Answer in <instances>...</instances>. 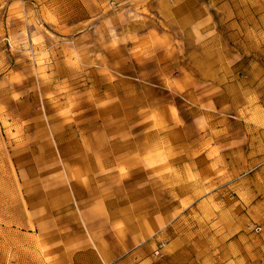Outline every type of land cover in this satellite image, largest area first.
I'll list each match as a JSON object with an SVG mask.
<instances>
[{
  "label": "rangeland",
  "instance_id": "rangeland-1",
  "mask_svg": "<svg viewBox=\"0 0 264 264\" xmlns=\"http://www.w3.org/2000/svg\"><path fill=\"white\" fill-rule=\"evenodd\" d=\"M192 71L194 87L175 80ZM148 103L168 133L167 175L136 180L166 185L181 220L210 200L260 226L264 0H0V184L27 182L48 141L75 151L120 131L146 150L142 125L113 121L145 120Z\"/></svg>",
  "mask_w": 264,
  "mask_h": 264
},
{
  "label": "crops",
  "instance_id": "crops-1",
  "mask_svg": "<svg viewBox=\"0 0 264 264\" xmlns=\"http://www.w3.org/2000/svg\"><path fill=\"white\" fill-rule=\"evenodd\" d=\"M189 79L194 87L193 71L175 77L180 86ZM137 110L147 118L113 126L142 125L146 150L120 131L81 136L75 151L48 141L18 174L27 182L0 184V264H264V221L253 233L258 223L210 200L191 203L181 220L185 205L169 206L166 185L136 180L166 177L168 137L153 103Z\"/></svg>",
  "mask_w": 264,
  "mask_h": 264
},
{
  "label": "built area",
  "instance_id": "built-area-1",
  "mask_svg": "<svg viewBox=\"0 0 264 264\" xmlns=\"http://www.w3.org/2000/svg\"><path fill=\"white\" fill-rule=\"evenodd\" d=\"M253 232L256 233V234H259L261 232V227L260 226H257L253 229ZM155 255H159V251H156L155 252ZM107 264H124L122 263L121 261H113L111 263H107Z\"/></svg>",
  "mask_w": 264,
  "mask_h": 264
}]
</instances>
